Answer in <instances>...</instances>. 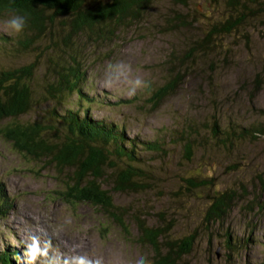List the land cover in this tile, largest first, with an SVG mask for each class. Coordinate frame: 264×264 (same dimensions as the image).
I'll return each mask as SVG.
<instances>
[{"label":"rangeland","instance_id":"rangeland-1","mask_svg":"<svg viewBox=\"0 0 264 264\" xmlns=\"http://www.w3.org/2000/svg\"><path fill=\"white\" fill-rule=\"evenodd\" d=\"M237 1L240 10L245 4L244 23L195 52L189 49L191 40L227 16L226 0H155L140 20L126 19L115 29L109 25L114 29L110 34L102 32L95 41L79 36L69 46L57 38L61 27H55L53 40L47 35L42 42L38 39L30 54L0 45V70L33 60L36 66L30 108L0 120V131L12 125L38 126L43 139L63 142L69 133L53 110L75 107L77 96L65 93L41 103V94L61 64H73L68 55L77 54L85 70L81 88L92 100L83 105L88 113L124 127L128 139L159 144L157 152H142L137 164L142 170L139 179L149 184L123 192L112 189V171L120 174L127 165L110 148L103 149L107 164L113 166H104L101 180L117 214L113 216L90 203L62 197L74 173L71 167L59 169L51 155L39 152L33 157L0 136V184L12 201L11 210L0 219V251L12 247L22 263L29 264L24 248L37 236L42 247L44 241L51 243L49 255L61 259L85 256L100 264H129L142 253L154 264V248L140 241L137 222L142 221L147 228L162 227L170 240L195 236L191 251L174 264L264 262V136L223 147L209 132L212 121L221 131L264 121V16L253 13L260 0ZM175 13L185 15L192 25L170 26L168 16ZM0 34L12 35L2 24ZM117 61L128 65L127 79L105 87L106 66ZM137 77L148 84L129 95V81ZM190 137L194 144L187 158L182 139ZM190 176L212 184L186 190L182 178ZM215 190L227 191L232 203L223 220L208 223L204 215ZM225 230L231 234L230 249L224 244ZM157 246L165 251L160 239ZM62 249H67L66 257ZM32 264H41V258Z\"/></svg>","mask_w":264,"mask_h":264},{"label":"trees","instance_id":"trees-1","mask_svg":"<svg viewBox=\"0 0 264 264\" xmlns=\"http://www.w3.org/2000/svg\"><path fill=\"white\" fill-rule=\"evenodd\" d=\"M154 1L0 0V17L11 12H19L27 17L26 27L20 34L11 36L0 34V45L14 46L15 53L18 50L19 53L30 54L32 45L37 43L38 39L42 42L47 35L51 37L50 41L53 40L55 27H61L58 29L60 33L57 34V38L61 39L65 46L71 45L79 36H85L89 40L93 38L95 41V37L103 36L102 32L110 34L126 19L140 20ZM237 2V0H226L227 16L211 23L210 29L203 36L191 40L190 51L208 49L212 46L214 38L228 36L244 23L247 16L243 12L245 4H241L242 9L240 10ZM253 13H257L254 14L257 17L264 16V0L257 3V8ZM168 19V23L173 28H177L178 24L185 28L192 25L186 16L180 13L168 16ZM109 25H114V29H108ZM68 57L73 64L70 63L67 66L61 64L59 72L47 84L45 93L41 94L43 100L41 103L55 101L65 93L77 96L78 102L75 107L63 108L61 113L53 110L54 116L59 118L58 120L64 124L69 133L64 141L55 144L43 139L38 126H5L1 129L0 136L5 140L11 139L16 147L25 149L33 157L39 156V152L42 155H51L52 161L59 169L64 166L71 167L74 173L68 176L65 190L61 193L62 197L69 202L90 203L107 212L111 211L110 214L114 216L117 214L112 211L113 205L109 192L103 189L101 184L104 166L113 167L107 164L109 157L103 149L110 148L112 153L114 152L127 165L126 168H122L120 174L115 175L114 169L112 171V189L123 192L127 188L136 189L138 186L144 187L149 184L148 181L139 179L142 170L137 164L141 161L142 152H157L159 144L155 140L128 139L124 127L112 121L92 117L88 113V108L83 107L85 103H90L92 100L84 94L81 88V83L85 81V70H82L79 65L80 56L70 54ZM35 71L34 60L14 69L0 70V120L7 117L16 118L30 108L35 97L32 87ZM168 84L171 85L169 82ZM209 132L212 138L220 140L221 145L227 147L247 138L256 139L264 136V121H260L259 124L250 123L246 126L228 127L224 131L219 129L217 121H212ZM182 141L185 155L189 158L194 138L190 137L188 140L185 138ZM197 178V176L182 178L186 184L185 189L202 185L208 187L212 184L197 180ZM209 179L213 181L211 177ZM262 189L264 190V187ZM226 192L215 190L212 193L210 205L204 215L206 222L209 223L213 219L220 221L224 219L232 203V196ZM11 202L0 184V219L11 210ZM137 226L140 241L148 242L154 248V264H174L176 258L188 254L192 249L195 239L192 234L170 240L166 237L167 233L162 227L147 228L142 221L137 222ZM223 238L225 247L230 249L233 244L231 245L229 230H225ZM159 239L165 243L164 252L162 247L157 246ZM250 240L251 238H248L247 241ZM0 264L23 263L18 250L7 246L5 250L0 251Z\"/></svg>","mask_w":264,"mask_h":264},{"label":"clouds","instance_id":"clouds-1","mask_svg":"<svg viewBox=\"0 0 264 264\" xmlns=\"http://www.w3.org/2000/svg\"><path fill=\"white\" fill-rule=\"evenodd\" d=\"M0 24L9 34L18 35L26 27L27 17L19 12H11L0 21ZM105 71L106 76L103 84L105 87H110L121 79H127L128 65L123 61L109 63ZM129 83L130 87L127 90L129 95H134L138 87H146L148 84L147 81H143L139 77L130 80ZM29 239L30 242L24 248V254L29 264H32L38 258H41V264H100L98 259L91 260L85 256H74L69 260L68 258L61 259L59 255H49L48 250L51 247L49 241H44V246L42 247L37 236H31ZM129 264H152V261L141 253L134 258H130Z\"/></svg>","mask_w":264,"mask_h":264},{"label":"bare ground","instance_id":"bare-ground-1","mask_svg":"<svg viewBox=\"0 0 264 264\" xmlns=\"http://www.w3.org/2000/svg\"><path fill=\"white\" fill-rule=\"evenodd\" d=\"M63 251H61L62 252V256L63 257H66L67 256V249H62Z\"/></svg>","mask_w":264,"mask_h":264}]
</instances>
